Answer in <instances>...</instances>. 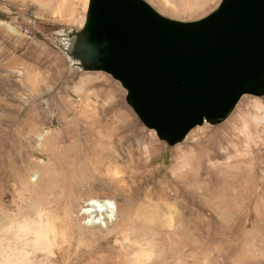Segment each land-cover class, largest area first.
Listing matches in <instances>:
<instances>
[{
  "label": "rangeland",
  "instance_id": "374dc122",
  "mask_svg": "<svg viewBox=\"0 0 264 264\" xmlns=\"http://www.w3.org/2000/svg\"><path fill=\"white\" fill-rule=\"evenodd\" d=\"M144 1L164 17L191 21L205 16L220 0H202L208 6L191 15L181 12L187 0ZM87 4L88 0H0V206L15 218H22L27 206L38 199V194L28 187L39 185L43 192L47 185H56L64 176L72 183L69 194L75 219L85 200L118 203L120 194L140 200L151 197L152 187L160 185L168 188L173 214L184 211L182 204L193 210L201 208L209 217L212 207L225 213L224 218L204 215L197 220L199 235H187L191 245L184 248L188 264H264V96H241L223 121L204 122L191 129L181 142L167 145L141 124L125 102L126 93L117 81L103 72L80 70L68 56V33L81 29ZM112 128L114 132L109 134ZM217 135L225 136L232 146L229 142L212 145ZM98 138L122 141L120 163L95 166L85 156L62 160L69 144ZM144 141H154L158 146L153 151L152 166L140 169L135 179L127 177L122 169L127 165L125 154L130 151L134 157L147 159V151L140 146ZM198 151H216L223 156L202 159L205 166L198 168L197 180L189 178L190 184L180 193V184H173L174 177L168 171L171 160L180 156L185 163L182 170H189L195 168L196 161L189 157L190 153ZM32 175L34 180H30ZM107 181H116V187L124 190L117 191ZM223 183L235 194L248 191L257 199L247 203L210 199L213 205H207L205 191ZM134 185L139 188L136 192L129 188ZM60 196L57 190L45 195L43 211L54 223L62 215L54 211L65 203ZM76 219L80 230L67 232L70 254L74 242L79 240L82 247L77 254L83 248L115 246L117 240L128 253H146L148 264H171L176 259L177 238L165 240L128 231L122 235L107 234L85 226L82 218ZM180 226L172 222L167 230ZM242 232L247 233L245 237ZM195 240L204 251L201 255L197 254ZM77 254L70 255L66 264H76Z\"/></svg>",
  "mask_w": 264,
  "mask_h": 264
},
{
  "label": "water",
  "instance_id": "95a60500",
  "mask_svg": "<svg viewBox=\"0 0 264 264\" xmlns=\"http://www.w3.org/2000/svg\"><path fill=\"white\" fill-rule=\"evenodd\" d=\"M68 38L75 65L117 81L141 124L169 146L223 121L241 96H264V0H220L191 21L144 0H88Z\"/></svg>",
  "mask_w": 264,
  "mask_h": 264
},
{
  "label": "bare ground",
  "instance_id": "6f19581e",
  "mask_svg": "<svg viewBox=\"0 0 264 264\" xmlns=\"http://www.w3.org/2000/svg\"><path fill=\"white\" fill-rule=\"evenodd\" d=\"M206 6H208V2L202 0H187L185 4H183L181 12H185L190 15L196 14L200 11V9ZM114 129H110L108 133L111 134L114 132ZM93 140L94 141H87L84 143L80 142L81 144L78 142L74 144L72 143V145L69 144L68 151H66V154L63 153L64 155H62V160L64 161L67 158L71 159V157L85 156L86 158L89 157V163L94 164L95 166H102L105 164L117 165L121 162L120 157L123 156L120 155L119 150L122 141H117V143H114L108 138H98ZM212 140V145H217V147L220 142H229V146H232L231 141H228L225 136L222 137L217 135ZM128 145L129 147L132 146L131 143ZM140 146L147 151L148 158L141 159L140 157H134L129 151L125 154L127 165L122 168L127 177H132L133 179H135L140 174V169H145L146 167L152 166L151 163L153 160V151H157L156 148L158 147H156L154 141H144ZM196 147L199 146L197 145ZM218 152L215 151L213 153H208L207 151H198L197 153H190L191 156L189 157H193V160L195 159L196 161L194 164L195 168H189V170H182V168L185 166V163L183 159H179L181 158L180 156L179 158L177 157L178 159L175 156L173 157L168 171L170 172L169 174L172 173V176L174 177L172 181L173 184H180L178 185L181 190L180 193L184 192L186 186L190 184L188 182L189 178H191L193 181L197 180L196 172L198 171L200 165H204L202 159H212V157L220 155L223 156L221 153L219 155ZM167 172H165L164 175L167 174ZM219 172L217 171V174ZM212 178L214 179V177ZM34 179L35 177L33 175L30 176V180ZM58 180L59 181L56 185L53 183L47 185L43 192H41V189L38 188L39 185L28 187L30 192L38 194V199L37 202L31 206H27V209L24 210L26 215L21 216L22 218L19 217L20 219L8 214L7 211L2 208V206H0V264H66V262L69 261V256L72 254H77V249L82 247L80 240L74 242V250L73 253L70 254L67 232L73 231L76 228L79 229V226H77L75 222L77 220L76 217L82 218L83 224L85 226L96 227L102 232H107V234L113 233L122 235L123 232L128 231L133 235H150L151 238L155 236H160L165 240L177 238V255L174 257L176 259L173 260V263L171 264H188V260L184 254V248L191 245V243L187 241V235L190 233H194L197 236L199 235L200 226L197 220L201 219L204 215H206L207 218L212 219L215 217H225V213L220 212L214 207L211 209V212L213 213L212 217H209V215H207L205 213L206 211L203 209L200 208L193 210L190 206V208L188 206L185 207L184 204H182L184 209L183 212L180 211L176 214H173L170 202H168V200H170L169 192L167 191L168 188H164L163 186L161 187L160 185H154L152 187L151 197L149 196V198H145L144 196V198L140 200H135L128 194H120L118 203L106 200H85L82 207L79 209V211H77L75 219H73L72 213L74 211L71 207L72 200H70L69 194V191L72 187L71 180L65 178L64 176L59 177ZM216 180L218 182L220 181L217 178ZM218 182L216 183L218 184ZM106 184L108 186L111 185L115 187L117 191L124 190V187H116V181H107ZM169 186L172 188L171 184ZM129 188L131 191L135 192L139 190V188L135 185ZM53 190L59 191L61 195L60 198L65 202L64 207H62L60 210L57 209L54 211L56 214L62 213L61 216H57V223L52 222L50 220L52 219L51 216L43 211L45 195L46 193H49ZM226 190H228L227 193L225 192ZM204 194V196L208 197L206 198L207 201H205L207 205H213L211 203L213 201L211 200H217V202L222 203V199H230L233 201H245L247 203V201L257 199V197L255 198V195H250L248 191L241 195L235 194L231 189L229 190V185L228 187H225L224 183L223 185L220 184V186H212L209 190L205 191ZM170 195L172 194L170 193ZM150 198L154 201H152ZM172 222H176L181 226L168 231L167 228ZM246 234L247 233L242 232L243 237H245ZM244 240H246V238ZM114 244L115 246L112 245L109 248L106 246L100 250H86L83 248V252L74 256L76 264H148V257L146 253L145 255L138 250H131L130 253H128L125 251V249H123V245H121L119 241L114 240ZM195 245H197L196 240ZM203 252L204 251L198 247L197 254L201 255ZM212 261L213 259L210 260V262Z\"/></svg>",
  "mask_w": 264,
  "mask_h": 264
}]
</instances>
